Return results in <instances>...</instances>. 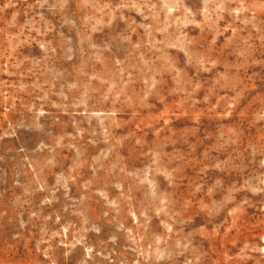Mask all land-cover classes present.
<instances>
[{"label": "rangeland", "instance_id": "1", "mask_svg": "<svg viewBox=\"0 0 264 264\" xmlns=\"http://www.w3.org/2000/svg\"><path fill=\"white\" fill-rule=\"evenodd\" d=\"M0 264H264V0H0Z\"/></svg>", "mask_w": 264, "mask_h": 264}]
</instances>
